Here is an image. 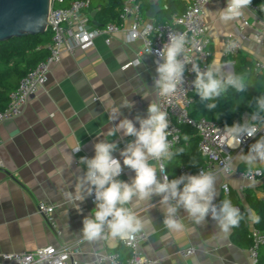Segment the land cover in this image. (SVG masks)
<instances>
[{"label":"crops","instance_id":"0c3cea01","mask_svg":"<svg viewBox=\"0 0 264 264\" xmlns=\"http://www.w3.org/2000/svg\"><path fill=\"white\" fill-rule=\"evenodd\" d=\"M166 1L150 0L149 6H157L162 11ZM225 7L226 0H212L205 11L212 54L210 63L215 60L235 71V64L231 66L222 58L225 41L235 37L241 44L238 57L253 69L256 64L264 66V21L244 11L250 26L243 31V37L239 18L225 20L221 17L219 11ZM146 13L143 25L155 24ZM130 26V20L124 23L125 30ZM127 37V33L121 31L113 36L111 44L100 38L88 50L63 53L61 61L50 68L45 88L25 104L20 116L0 125L3 165L0 169V255L78 244L82 251L80 264H98L97 258L104 254L118 253L122 261L129 257L128 250L117 239L104 242L101 238L90 241L83 237L82 221L91 215L95 204L91 203L87 185L80 179L85 167L79 162L80 157H93L94 144L107 139L118 144V151L113 155L122 163L119 149L133 137L119 133L107 135L108 129L113 127L108 118V108L113 101L116 105L125 99L135 102L133 109H121L123 117L129 119L146 116L150 101H158L151 88L156 60L142 53L141 42H129ZM256 74L264 77V69ZM145 96L148 98H143ZM239 160L240 156L236 161ZM167 166L170 180L179 177V167L175 169L170 162ZM235 168L246 169V165L236 163ZM134 176L135 173L125 167L119 179L130 182ZM218 176L215 203L227 198L222 191L225 184L231 189L230 200L233 198L234 204L240 207L247 209V194L264 199V178L241 193V181L235 175ZM82 196L84 199L78 201ZM158 201L159 197H153L134 200L130 205L142 221L140 233L145 235V241L141 253L144 257L159 264H252L248 250L233 242V229L225 234L210 218L206 224L196 225L181 209L185 228L169 231L162 223ZM41 202L55 208L54 220L60 236L48 228L37 212V204ZM190 247L196 254L182 257L181 252Z\"/></svg>","mask_w":264,"mask_h":264},{"label":"clouds","instance_id":"9594fccd","mask_svg":"<svg viewBox=\"0 0 264 264\" xmlns=\"http://www.w3.org/2000/svg\"><path fill=\"white\" fill-rule=\"evenodd\" d=\"M251 3L252 0H226V7L219 13L223 19L230 20L239 17ZM150 30L151 25H146L145 31ZM136 39L135 31L127 37L129 42ZM185 44L186 34H169L167 42L156 51V75L151 88L157 97L171 96L185 83L187 64L182 58ZM188 63H191L190 71L195 74L191 85L200 101L207 102L205 106L209 111L216 109L215 101L221 97L226 98L230 90L243 93L250 87L246 73L227 69L215 60L204 68L198 63ZM249 106L253 111L242 123L234 122L232 126H225L226 132L237 144H241L245 137L252 138L264 131V93L255 97L254 103L250 102ZM134 107V101L125 99L119 105L113 101L108 108V118L113 127L108 129L107 135L115 136L119 133L124 137H133L123 149H119L122 163L121 159L113 155L118 151V144L107 139L94 144L93 157L84 156L79 159L85 167L80 179L87 185V195H94L95 203L91 215L82 221L81 233L85 239L97 240L107 233L123 240L140 232L142 221L130 205L134 200H151L153 197H159L162 223L169 231L185 228L180 217L181 209L194 224H206L210 218L225 234L238 228L245 219L251 224L260 222V216L252 208L246 209L245 216L228 198L219 204L215 203L216 184L220 177L212 171L201 169L198 174H182L169 180L163 161H171L178 153L171 151L172 145L168 140L167 112L151 100L146 116L137 115L133 119L123 117L121 109L131 110ZM79 150L76 149V152ZM239 156V161L225 165L227 174H234L235 164L243 163L248 175H264V136L251 144L246 154L241 152ZM153 160L157 164L150 163ZM125 167L135 173L130 182L119 179ZM158 172L164 174L163 178L161 175L158 177ZM83 199L84 196L78 201ZM76 207L79 211L78 205Z\"/></svg>","mask_w":264,"mask_h":264},{"label":"built area","instance_id":"2783aa9c","mask_svg":"<svg viewBox=\"0 0 264 264\" xmlns=\"http://www.w3.org/2000/svg\"><path fill=\"white\" fill-rule=\"evenodd\" d=\"M211 1L189 0L183 15L173 16L170 24H147L151 25V30L146 32V25H143L144 15L141 11V3L137 0H123L118 23H109L103 28L92 25V14L95 11L91 10L89 0L74 1L68 7L62 6L63 0H50L47 31L51 33V44L48 47V57L19 81L18 87L9 96L7 107L0 112V125L20 116L25 104L45 88L50 68L61 61L63 53L74 54L77 49L88 50L100 38H104L106 44H111L115 34L124 31L129 36L132 31H135L137 39L134 42L139 41L142 43V53L149 54L157 60L158 57L155 53L167 42L169 34L184 33L186 34V44L182 58L187 64L184 73L185 83L179 86L173 95L158 97L157 103L163 111L167 112L168 132L170 133L168 140L172 145L171 151L174 153L181 143L183 128L189 127L194 130L199 140L198 149L204 162L193 171L184 165H180L178 174L179 176L182 174L195 175L201 169H204L212 171L216 175H229L225 171V165L229 162H235L239 157V153L248 152L250 145L255 143L261 136H264V131L258 132L252 138L245 137L241 144H237L228 135L225 127L219 123L203 118L192 119L190 117V108L193 104L192 94L194 92L191 81L195 79V74L190 71L191 63L188 62L198 63L201 68L210 64L212 54L204 15ZM244 11L257 17L258 8L255 5H250L242 11L239 17H236L241 21L240 35L243 37V31L250 26V21L245 17ZM128 20L131 21V26L128 30H125L124 23ZM240 51V42L235 37H229L225 41L222 58L229 65L234 66L233 60L239 56ZM262 69H264L263 65L256 64L254 72L258 73ZM247 117L248 115L244 114L242 122ZM152 162L157 164L154 160ZM168 162L163 161L166 165L165 174L169 178ZM2 168L3 165L0 160V169ZM123 173L124 170L120 176ZM159 175L163 178L164 174L159 173ZM232 175H235L241 181L239 186L241 193H246L248 186L255 185L260 179L264 178V175H248L247 169L235 168ZM222 191L230 199L231 189L228 184L222 186ZM89 199L91 203L95 204L94 195L89 196ZM233 205L241 209L237 204L233 203ZM37 212L43 216L48 228L60 236L54 220L55 208L41 202L37 204ZM250 237L252 246L248 249V255L252 264H258L259 252L264 248V234L252 228ZM112 239H117L121 246L128 250L129 257L122 261L118 253L104 254L97 258L98 264H159L157 261L147 259L141 253V246L145 241L144 234L138 232L123 240L119 237L113 238L107 233L101 237L104 242ZM195 254L196 250L193 247L181 252V256L184 258H189ZM81 255L82 251L78 244L63 245L59 248L50 246L32 253L2 254L0 255V264H80L79 258Z\"/></svg>","mask_w":264,"mask_h":264},{"label":"trees","instance_id":"16d2710c","mask_svg":"<svg viewBox=\"0 0 264 264\" xmlns=\"http://www.w3.org/2000/svg\"><path fill=\"white\" fill-rule=\"evenodd\" d=\"M74 1L78 0H63L62 6L68 7ZM89 1L91 2V10L95 11L94 16H92V25L103 28L109 23H118L123 0ZM137 1L141 3V11L145 15L150 7V0ZM188 1L167 0L165 9L160 11L155 19V25L170 24L173 16L183 15L187 9ZM251 5L257 6V17L264 21V0H252ZM50 44L51 33L49 31L42 35L14 39L0 44V112L7 107L9 96L16 90L19 81L48 57ZM233 61L235 63V72L247 74L250 87L243 93H235L230 90L226 98L221 97L215 101L217 108L212 111L206 108L207 102H201L194 90L192 94L193 104L190 108V117L192 119L203 118L217 122L225 127L232 126L234 122L242 123L244 114L251 115L253 108L249 106V103H254V98L264 93V77L257 75L253 66L241 60L240 57L235 58ZM237 101H239L238 105ZM198 143L199 140L194 130L189 127L183 128L181 143L174 151V153L178 154L169 161L171 166L173 165L177 169L180 165H184L192 171L199 168L204 160L199 153ZM167 169L169 172L168 166ZM231 201L234 203L233 198ZM245 203L247 208L254 209L260 216V222L251 224L247 219L241 221L238 228H233L232 240L239 247L248 250L252 246L251 229L255 228L264 234V199L247 194ZM241 212L247 216L246 208L241 207ZM258 264H264V248L259 252Z\"/></svg>","mask_w":264,"mask_h":264},{"label":"water","instance_id":"95a60500","mask_svg":"<svg viewBox=\"0 0 264 264\" xmlns=\"http://www.w3.org/2000/svg\"><path fill=\"white\" fill-rule=\"evenodd\" d=\"M49 8L50 0H0V44L45 34ZM159 12L151 5L146 17L155 20Z\"/></svg>","mask_w":264,"mask_h":264},{"label":"rangeland","instance_id":"374dc122","mask_svg":"<svg viewBox=\"0 0 264 264\" xmlns=\"http://www.w3.org/2000/svg\"><path fill=\"white\" fill-rule=\"evenodd\" d=\"M262 195V194H261Z\"/></svg>","mask_w":264,"mask_h":264}]
</instances>
